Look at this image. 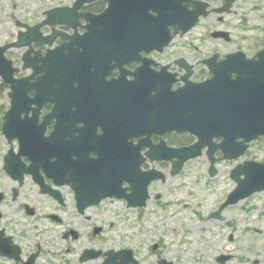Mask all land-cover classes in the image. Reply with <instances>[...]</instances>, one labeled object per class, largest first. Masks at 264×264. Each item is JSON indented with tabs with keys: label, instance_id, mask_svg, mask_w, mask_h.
Returning a JSON list of instances; mask_svg holds the SVG:
<instances>
[{
	"label": "flooded vegetation",
	"instance_id": "flooded-vegetation-1",
	"mask_svg": "<svg viewBox=\"0 0 264 264\" xmlns=\"http://www.w3.org/2000/svg\"><path fill=\"white\" fill-rule=\"evenodd\" d=\"M129 1L116 0L105 21L116 23L120 36L171 35L165 47L113 51L105 39L108 24L95 18L108 0L57 2L34 21L8 16L39 24L46 10L62 7L67 14L48 19L72 25L35 31L41 38L59 32L52 44L34 45L36 66L49 49L66 48L67 66H49L31 78L47 75L51 99L23 111L20 120L15 115L11 137L2 129L6 110L1 114L0 264H219L222 257L228 264L239 258L229 249L210 254L206 241L193 244L194 235L228 219L224 212L232 206H221L234 186L215 203L216 179L228 172L234 182L237 164L264 161L248 157L264 137L246 147L235 138L225 151L217 146L223 137L197 145L189 127L195 105L185 101L197 99L200 83L209 82L218 113V95L240 96L247 115L259 109L251 102L264 96V0ZM20 50L9 53L21 65ZM31 72L20 66L17 76Z\"/></svg>",
	"mask_w": 264,
	"mask_h": 264
},
{
	"label": "water",
	"instance_id": "water-1",
	"mask_svg": "<svg viewBox=\"0 0 264 264\" xmlns=\"http://www.w3.org/2000/svg\"><path fill=\"white\" fill-rule=\"evenodd\" d=\"M109 8L105 11L104 15L107 16L112 14V10L115 8L116 0H108ZM67 14L63 8H58L51 10L49 15L54 14ZM58 22H61L57 20ZM45 23H51L47 21ZM44 23V24H45ZM42 24L37 25L35 28L40 27ZM28 29V37L27 41H23L24 34L18 36L16 42L12 44L5 45L0 47V76L5 83L10 85L11 91L9 92V96L11 97V107L7 113L9 119H12L13 116H18L22 111H27L29 104L34 101V99H29L27 97V91L32 89L35 85V82H29V78L24 79H15L12 74L17 70L12 67L11 60L7 59L4 55V52L7 48L15 46L20 47L26 44L31 43L32 40H35L37 43L42 40L38 39V34L31 27H27ZM115 42V45L118 49L122 50L125 45H131L134 42L138 41L137 38H124L119 36H111L108 37ZM46 41V40H44ZM50 41V40H47ZM51 42V41H50ZM32 48H29L30 51ZM26 52L23 56V60L25 64L24 67L35 66L37 60L29 57V52ZM52 52L47 54L48 57L43 59L44 66L42 69L49 72V67L51 66V62L55 64V66H65L66 61L64 58H55L52 57ZM243 84V79L240 80ZM221 88L224 89V85L221 84ZM199 96L197 99H189V102L195 105L192 108V116L189 118L191 120V127L195 129V133L200 139L197 145H205L210 144V140L214 135H222L224 136L225 142L220 143L218 146L228 148L230 145V141L235 138H244L246 140H250L252 137L256 135H264V96H259L257 99L251 102L252 105L259 106V109H255L254 112L249 113L248 115L245 113L244 102L240 96L234 95L233 98L229 101L228 97L224 100H221L219 95V105H222L221 109L223 110L222 115H218L216 117L211 118L212 116V101L211 94L209 91V87L202 88L200 93H197ZM205 96H202V95ZM204 97H209L207 100ZM211 98V99H210ZM225 104L228 105L225 108ZM205 129L206 131L203 132ZM217 130L219 132L214 133ZM240 152L234 154L233 156H237ZM245 167H237L234 171L233 177L236 179L238 185L233 190L231 194L228 196V200L226 204L236 203L240 198H244L249 196L254 191L264 190V163H254V162H246ZM244 168V169H243ZM240 174H245L244 179H239L238 176ZM215 215H218L215 214Z\"/></svg>",
	"mask_w": 264,
	"mask_h": 264
},
{
	"label": "rangeland",
	"instance_id": "rangeland-1",
	"mask_svg": "<svg viewBox=\"0 0 264 264\" xmlns=\"http://www.w3.org/2000/svg\"><path fill=\"white\" fill-rule=\"evenodd\" d=\"M62 1L67 0H0V44L11 41L16 36L17 28L13 24L14 20L8 19L9 15L14 19L19 17L34 21L39 16L41 8ZM7 91V88L0 85V117L8 107ZM252 156L260 160L264 158V139L255 143L253 151L248 153V157ZM215 185V203H219L231 186H234V182L229 179L227 172L216 179ZM213 206L214 204L211 208ZM224 214L228 218L225 221L217 220L207 227H201V231L194 235L193 244L199 243L203 247L206 241L210 254L229 249L235 256H239L228 264H264V191L255 193L240 204L233 205ZM214 223L217 224L216 227H213ZM230 234L233 238L231 241ZM202 237L205 240H202ZM196 264H217V262L210 259Z\"/></svg>",
	"mask_w": 264,
	"mask_h": 264
}]
</instances>
